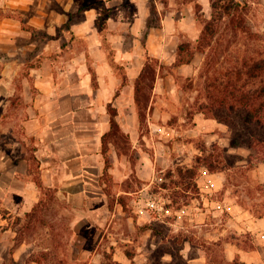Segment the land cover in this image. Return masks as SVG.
<instances>
[{"label": "rangeland", "instance_id": "obj_1", "mask_svg": "<svg viewBox=\"0 0 264 264\" xmlns=\"http://www.w3.org/2000/svg\"><path fill=\"white\" fill-rule=\"evenodd\" d=\"M20 10L6 7L0 14L18 16ZM244 16L253 31L264 32V0H248ZM36 17V22L42 24V16ZM218 25L210 46L202 50L198 46L200 38L181 32L182 55L185 59L192 57V66L185 74L170 66H163L159 72L172 77L176 100L166 97L172 108L163 104L165 111L151 114L149 118L147 107L153 89L149 81L143 92L142 104H147L140 122L143 137L132 147L127 134L121 130L115 143H110V154L115 152L119 156L111 169L112 193L115 197L127 195L129 211H124L117 202L110 203L106 194L95 196V181L85 186L83 195L70 193L66 188L67 172L79 168L76 160L69 161L75 148L89 145L95 152L96 134L102 133L107 121L105 99L95 107V50L91 51L85 40H75L66 26L57 29L54 35L58 42L49 50L44 48L47 36L43 42H37L22 35L5 34L0 44V264H118L124 253L132 252L150 255L155 262L160 258L158 249L162 241L146 228L150 222L167 236L177 232L196 233L202 238L201 228L193 226L190 220L192 211L177 212L198 196L196 179L181 180L176 176L178 165L192 166L194 157L179 162L176 150L171 149L175 134L167 136L158 127L182 125L181 129L187 130L191 126L192 105L203 100L200 91L206 61H214L219 72L245 56L264 52V36L250 38L224 23ZM197 26L202 29L203 24L197 21ZM12 27L11 21L7 32ZM132 37V34L126 35L127 49L132 48ZM63 41L67 43L64 47ZM27 72L33 78V85ZM51 77L56 80L55 87L49 81ZM179 93L181 105L176 102ZM193 141L197 147L205 138L198 135ZM163 145L170 148L168 157L174 161L167 162L165 154H160L159 147ZM141 152L146 160L138 172ZM195 152L200 151L191 146L185 149V154ZM230 153L243 158L250 151L240 146ZM124 156L128 162L123 160ZM248 164L239 159L232 168L225 169L228 189L224 194L237 201L264 203V195L255 189L257 162ZM44 188H49L50 193L46 194ZM151 194L166 198L170 207L140 212L139 207ZM220 196L216 191L212 194L213 199ZM213 210L206 212L209 225L225 224L226 215H216ZM195 251L191 248L186 253ZM220 257L213 255L210 264H220Z\"/></svg>", "mask_w": 264, "mask_h": 264}, {"label": "crops", "instance_id": "obj_2", "mask_svg": "<svg viewBox=\"0 0 264 264\" xmlns=\"http://www.w3.org/2000/svg\"><path fill=\"white\" fill-rule=\"evenodd\" d=\"M196 3L200 4L203 15L209 18L212 9L211 0H0V10L5 11L6 7L21 9V15L18 16L0 14V44L3 43L5 34L9 32L11 36L17 34L27 39L32 38L31 31L25 28V25L26 27L31 25L35 30L47 34L44 48L49 50L58 42L54 35L57 29L60 30L62 26H66L68 33L75 40L83 39L91 51L95 50V81H97L95 107L102 99H105L104 108L107 121L104 123L102 133L96 134L95 152L89 145H85L86 147L82 149L75 148L69 161L76 160L79 168L75 172L68 171L66 174L68 192L83 195L86 192L85 186L95 181V196L105 195L103 190L105 183L101 179L104 170L101 136L110 127L107 112L109 101L113 100L118 108L117 119L120 128L127 134L132 142V147L136 146L140 138L143 137L141 136L142 129L134 100V81L145 61L143 41L145 40L149 54L156 57L164 66L176 67L179 72L183 73L189 71L193 61L178 65H174V63L180 45L181 32L188 33L194 36L195 39L199 38L201 33V29L197 26ZM99 5H104L110 9L105 21L104 31L106 41L114 51L115 60L126 71L127 82L123 85H121L120 76L110 65L107 48L96 23L101 12ZM153 6L156 10L154 17L157 19V24L147 27V20L152 16L151 7ZM37 15L42 16V24L36 22ZM10 20L13 22V27L7 32V24L11 23ZM127 34L133 35L130 44L132 48L129 49L125 46ZM65 45L67 43L63 41L61 46L64 47ZM29 47L30 44L27 43V48ZM49 60H51V64L52 59L49 58ZM157 71L147 107L149 118L151 114L163 113L165 111L162 109L163 104L168 108H172L173 105L166 101V97L176 100L177 95L173 91L172 77L160 75V67L157 68ZM49 81L52 87H55L54 81L56 80L51 77ZM56 90L55 88L54 91ZM181 101L182 94L179 93L176 102L181 105ZM191 122L192 124L187 130H182V125L180 128H163L152 124L161 131L164 129L167 136L175 134L171 149L172 151L176 150V158L179 162H187L190 157L197 155L196 152L193 155L185 154V149L191 146L193 150L198 152L199 149L197 150L193 141L198 135L205 138L204 143L207 146L218 143L226 147L229 153L235 152L239 148L230 146L227 125L223 122L206 117L199 111L193 113ZM95 130L98 131L96 125ZM159 148L160 151L159 149L156 150L157 155V151H159L160 154H165L163 156L165 161L175 160L171 156L168 157L170 149L168 146L163 145ZM143 155L141 152L137 160L138 172L140 167H144L146 158ZM126 158L124 156L123 160L128 162ZM247 158L248 156L243 157L241 160L248 162ZM63 160L64 158L61 159V161ZM112 160L115 161L112 166L117 164L116 161H119V156L115 152L112 155ZM254 168L257 169L254 171L255 182L264 185V162H258ZM111 169L112 167L110 173ZM138 176L140 177L139 174ZM63 179L64 177L61 176V180ZM195 179L199 189L198 196L192 198L190 203L183 206L186 208L185 214H188L189 210L192 211L190 220H193V226L201 228L202 238L196 233L190 234L199 241V244L193 246L189 241H186L181 248L180 254L187 259L188 264L206 263L207 256L201 242L216 245L227 260L238 259L249 264H264V215L261 217L253 216L233 196L224 194L228 189L225 182L227 179L225 170L209 172L205 166H201ZM62 189L60 192H63ZM215 191L221 193L220 198H212ZM210 208L214 209L213 212L216 215L219 213L222 214L221 216L226 215L225 224H220L219 227L209 225L206 212ZM149 231L152 232L151 229ZM191 248L196 251L193 254L186 253ZM184 252L187 255H184ZM141 256H143V253L133 252L132 257L124 253V256L118 259V264H146L150 255ZM163 258L170 260L171 254L165 252ZM135 260L137 261L134 263Z\"/></svg>", "mask_w": 264, "mask_h": 264}, {"label": "trees", "instance_id": "obj_3", "mask_svg": "<svg viewBox=\"0 0 264 264\" xmlns=\"http://www.w3.org/2000/svg\"><path fill=\"white\" fill-rule=\"evenodd\" d=\"M247 6L248 0H211V16L206 18L201 12L200 4L196 3V19L203 24L199 36V49L202 50L204 47L210 46L214 29L219 26V23H224L225 26L231 27V29L239 30L250 38L260 39L264 36V32L253 31L248 24L244 16ZM99 7L101 12L96 23L107 48L110 65L120 76L121 85H123L127 82L126 71L115 60L114 51L107 43L104 31L105 21L110 9L104 5H99ZM151 10L152 16L147 20V27L157 24V19L154 17L156 12L154 6L151 7ZM25 28L31 31L32 38L37 40V42H43L45 36H47V34L35 30L31 25H27V27L25 25ZM143 45L145 48V61L134 81V100L140 122L145 116L144 108L147 107V104H142L144 99L143 92L148 86L149 81L153 83L157 67L161 68L164 66L156 57L149 54L145 40L143 41ZM183 51L184 46L179 45L174 65L189 63L191 61L192 57L186 59L183 57ZM217 71L214 67V61L205 62L204 81L200 91L203 100L192 105L194 112H202L206 117L214 118L226 124L229 132L230 146L246 147L250 151L247 158L249 164L264 162V52L258 53L257 56H245L242 61H236L233 64L225 66L221 71ZM26 76H28L33 85V78L28 72ZM107 112L110 127L101 136V153L104 158V170L101 179L105 183L103 190L108 196L110 203L117 202L121 204L124 211H129L127 197H125L127 195L115 197L112 193L113 180L110 168L112 167L113 160L110 154V143H115L117 134L121 131L117 119L118 108L115 106L113 100L107 103ZM197 148L200 152L194 157V165H178L176 168V176L181 180L186 178H189L191 181L195 180L199 174L200 165L205 166L209 172H219L226 168H232L239 159H242L241 156L229 153L226 147L218 143H212L210 146H207L204 142H199ZM38 184L42 186L41 180H38ZM44 189L46 194L50 193L49 188ZM255 189L258 193L264 195V185L257 182ZM170 196L173 197L172 193H170ZM172 201L174 203L177 202L176 199H172ZM238 202L255 217L264 215V203L256 201L244 202L241 199H238ZM179 205L180 203L177 204V207ZM168 206L170 207L169 203L167 204ZM146 226L162 241V245L158 249L160 258L152 262V256H150L146 264H188L187 259L180 254V250L186 241H189L193 246L199 244V241L193 235L172 233L167 236L160 229H157L155 225H152V222L147 223ZM201 244L207 256L205 264H210L213 261V255L216 254L222 256L220 257V264H249L238 259L227 260L221 255V250L216 245L205 242H201ZM165 252L171 254L170 260L163 258ZM126 254L132 257L133 252Z\"/></svg>", "mask_w": 264, "mask_h": 264}, {"label": "built area", "instance_id": "obj_4", "mask_svg": "<svg viewBox=\"0 0 264 264\" xmlns=\"http://www.w3.org/2000/svg\"><path fill=\"white\" fill-rule=\"evenodd\" d=\"M167 208V202L166 198L158 197L157 195L151 194L146 199V203L139 207V211L143 212L147 209L157 210V211H163ZM185 206H181L177 209L180 213H186Z\"/></svg>", "mask_w": 264, "mask_h": 264}]
</instances>
